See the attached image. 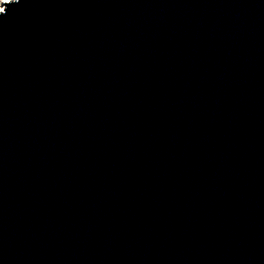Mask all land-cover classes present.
I'll return each mask as SVG.
<instances>
[{"label":"water","instance_id":"obj_1","mask_svg":"<svg viewBox=\"0 0 264 264\" xmlns=\"http://www.w3.org/2000/svg\"><path fill=\"white\" fill-rule=\"evenodd\" d=\"M0 264H264V0H9Z\"/></svg>","mask_w":264,"mask_h":264},{"label":"built area","instance_id":"obj_2","mask_svg":"<svg viewBox=\"0 0 264 264\" xmlns=\"http://www.w3.org/2000/svg\"><path fill=\"white\" fill-rule=\"evenodd\" d=\"M5 1H9V0H1V2H0V3L2 4V3H3V2H5Z\"/></svg>","mask_w":264,"mask_h":264},{"label":"bare ground","instance_id":"obj_3","mask_svg":"<svg viewBox=\"0 0 264 264\" xmlns=\"http://www.w3.org/2000/svg\"><path fill=\"white\" fill-rule=\"evenodd\" d=\"M2 10V4L0 5V11Z\"/></svg>","mask_w":264,"mask_h":264},{"label":"rangeland","instance_id":"obj_4","mask_svg":"<svg viewBox=\"0 0 264 264\" xmlns=\"http://www.w3.org/2000/svg\"><path fill=\"white\" fill-rule=\"evenodd\" d=\"M0 2H1V0H0ZM0 5H1V3H0Z\"/></svg>","mask_w":264,"mask_h":264}]
</instances>
